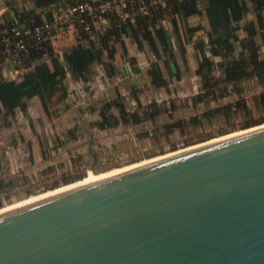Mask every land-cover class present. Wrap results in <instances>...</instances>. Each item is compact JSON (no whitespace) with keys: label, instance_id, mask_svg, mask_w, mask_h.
<instances>
[{"label":"water","instance_id":"obj_1","mask_svg":"<svg viewBox=\"0 0 264 264\" xmlns=\"http://www.w3.org/2000/svg\"><path fill=\"white\" fill-rule=\"evenodd\" d=\"M238 132L1 209L0 264H264V123Z\"/></svg>","mask_w":264,"mask_h":264},{"label":"rangeland","instance_id":"obj_2","mask_svg":"<svg viewBox=\"0 0 264 264\" xmlns=\"http://www.w3.org/2000/svg\"><path fill=\"white\" fill-rule=\"evenodd\" d=\"M36 2L33 0L32 3L31 0L32 4ZM253 17L251 12L247 13L239 25ZM203 22H206L204 17L189 19V23ZM164 24L168 26L167 21ZM79 31L64 25L54 33L50 44L60 60L63 52L76 43ZM238 33L243 35L240 30ZM198 35L203 38L186 41L179 49L173 48L169 63V67H174L172 73L163 63L165 55L159 48L156 47L154 52L146 45L139 49L126 40L125 55L119 42L112 39L110 47L113 48L107 50L90 68L88 78L73 80L67 74V89L60 88L46 108L34 97L26 102V112L16 109L15 114L6 119L0 114V186L3 183L11 184L8 188L11 199L0 208L70 185L63 181L77 169L85 170L78 182L88 177L90 172L102 174L148 161L194 146L209 135L213 136L210 140L216 139L221 136V130L228 133L239 131L246 120L264 115V105L259 104V94L264 91V86L256 79L240 82L239 94L238 90L235 92L229 88L223 96L194 100L203 91L196 69L205 67L207 58L213 61L211 74L215 78L221 74L218 67L221 57L212 55L209 48L206 49L209 45L205 31ZM256 42L261 45L259 52H263L264 44L259 36ZM240 53L245 54L242 48L235 45L233 56L238 57ZM155 62H158L160 73L168 81L166 88H156L150 83L147 71L155 66ZM111 65L114 74L109 76ZM3 69L7 67L3 66ZM136 97L142 106L152 105V111L156 112L153 119H144L137 124L119 122L106 128L97 126L103 110L109 120L132 111L141 114ZM239 99L250 109V116H245L241 111L233 112L229 118L222 114L210 118L201 116L203 112L230 105ZM76 112L92 131L94 146L99 152L97 165L92 171L88 168L91 156ZM110 115L113 116L110 118ZM193 116L199 118L198 123H185ZM174 123L177 126L163 128L166 124Z\"/></svg>","mask_w":264,"mask_h":264},{"label":"trees","instance_id":"obj_3","mask_svg":"<svg viewBox=\"0 0 264 264\" xmlns=\"http://www.w3.org/2000/svg\"><path fill=\"white\" fill-rule=\"evenodd\" d=\"M78 1L53 0L44 3L43 0H37L36 5L32 4L33 0L32 3L28 4L17 0H8L6 3L8 11L0 22V31L22 22L29 23L30 20L36 23L41 22V16L46 20H51L52 8L57 9L60 6L74 4ZM141 1L145 3L147 13H140L134 8L128 10L130 16L125 18H120L117 15L109 16L108 23L103 25L102 30L95 33V40H91L89 32L80 29L76 43L63 52L62 60H60L58 53H55L50 43H46L40 48L31 46L27 52H20L17 58L22 64L21 66L25 67V71L16 80L5 78L2 75L3 66L8 64L11 55L0 43V114L6 119L13 116L16 109L24 112L27 109L26 102L34 97L39 100L43 108H46L50 100L60 91V88L67 89V74L73 80H86L88 78L90 68L111 48L110 41L112 39L119 42L125 55H127L126 40L134 43L139 49H142L144 45L153 52L159 48L165 55L163 63L169 67L173 48L183 47L186 41L203 38L197 33L203 29L202 24L189 23L191 17H204L206 19L209 29L205 34L209 51L212 55L221 57L220 62H218L221 74L218 78L211 74L213 61L209 58L205 61V67L196 69L203 91L194 97L195 101L223 96L229 88L235 92L238 90L239 94L238 85L243 80L256 79L264 86V51L259 52L261 45L256 42V37L259 36L260 41L264 44V0ZM47 7H50L49 10ZM37 8H40L41 11L37 12ZM249 12L254 17L243 25H239ZM166 21L168 26L164 24ZM239 30L243 32V35L238 33ZM203 45L205 44L203 43ZM234 45L242 48L245 54L240 53L238 57L233 56ZM109 67L108 75L112 76L114 67L112 65ZM169 69L172 73V68L169 67ZM147 73L150 77V83L154 87L166 88L167 79L158 72L154 65L148 69ZM135 100L142 109L141 114L132 111L119 115L120 118L116 117L109 120L106 111L103 110L101 112L102 119L96 123L97 126L106 128L116 126L119 122L137 124L144 119H153L156 112L152 111V105L142 106L137 97ZM259 104L264 105V91L259 94ZM239 111L245 116H250V109L240 99L230 105H223L203 112L201 116L210 118L222 114L229 118L233 112ZM111 116L113 115H110V118ZM198 122L199 118L196 116L185 121L189 124ZM261 123H264V115L256 119L246 120L240 128L245 129ZM175 126L177 123L166 124L163 128ZM228 132L221 130L219 134L224 135ZM212 137L209 135L199 142Z\"/></svg>","mask_w":264,"mask_h":264},{"label":"built area","instance_id":"obj_4","mask_svg":"<svg viewBox=\"0 0 264 264\" xmlns=\"http://www.w3.org/2000/svg\"><path fill=\"white\" fill-rule=\"evenodd\" d=\"M7 1L0 0V22L8 11ZM17 1L31 3V0ZM134 8L140 13H147V7L141 0H79L74 4L60 6L57 9L52 8L51 20H46L41 16V22L36 23L30 20L29 23L22 22L0 31V43L11 55L8 64H6L7 69L2 71V75L8 79H19L25 71V67L21 66L22 64L17 58L18 54L27 52L31 46L40 48L42 45L50 43L60 26L68 25L79 30L82 29L89 32L91 40H95V33L102 30L103 25L108 23L109 16L117 15L120 18H125L130 16L128 10ZM37 9V12L41 11L40 8Z\"/></svg>","mask_w":264,"mask_h":264},{"label":"flooded vegetation","instance_id":"obj_5","mask_svg":"<svg viewBox=\"0 0 264 264\" xmlns=\"http://www.w3.org/2000/svg\"><path fill=\"white\" fill-rule=\"evenodd\" d=\"M207 43V42H206ZM24 112H26V111H24ZM78 116H79V114H77V112H76V117H77V121H78ZM9 117H11V116H9ZM80 117V116H79ZM81 118V117H80ZM82 119V118H81ZM83 120V122L87 125V123L84 121V119H82ZM78 125L80 126V123H79V121H78ZM81 127V126H80ZM99 127V126H98ZM87 128L89 129V127H88V125H87ZM100 128V127H99ZM81 129H82V127H81ZM90 130V129H89ZM82 131H83V129H82ZM91 131V130H90ZM83 133H84V131H83ZM91 133H92V131H91ZM85 134V133H84ZM85 137H86V135H85ZM92 137H93V133H92ZM93 141H94V138H93ZM86 143H87V148H88V142L86 141ZM93 145H95V144H93ZM88 150V149H87ZM88 153H89V151H88ZM90 154V153H89ZM90 156H91V154H90ZM97 161H98V157H97V160H96V162H95V164L92 166V167H90V165H91V163H92V156H91V162L89 163V166H88V168H89V170H93L94 169V167H96V165H97ZM87 167V166H86ZM83 169V168H82ZM85 172V170H79V169H77L76 171H73V173L71 172V175L70 176H66V178L64 179V181H63V183H70V184H73V181H74V183H75V181L77 182V179H82L81 177H82V173H84ZM70 181H72V182H70ZM58 183H56L54 186H56ZM10 185L11 184H9V183H3L1 186H0V207H1V205L3 204V203H5L7 200H9V199H11L10 198V196H11V193L10 192H8V188L10 187ZM65 185V184H64ZM19 195H20V193H19ZM0 209H2V208H0Z\"/></svg>","mask_w":264,"mask_h":264},{"label":"bare ground","instance_id":"obj_6","mask_svg":"<svg viewBox=\"0 0 264 264\" xmlns=\"http://www.w3.org/2000/svg\"><path fill=\"white\" fill-rule=\"evenodd\" d=\"M261 126H263V125H261ZM250 129H252V128H250ZM243 132V131H242ZM236 133H240V132H235V133H230V134H228V135H225V136H222V137H218V138H216V139H219V138H223V137H226V136H229V135H233V134H236ZM216 139H211V140H209V141H207V142H210V141H213V140H216ZM207 142H204V143H207ZM203 144V143H202ZM197 145H199V144H197ZM194 146H196V145H194ZM190 147H193V146H190ZM189 148V147H188ZM185 149V148H184ZM180 150H183V149H180ZM177 151H179V150H177ZM174 152H176V151H174ZM173 153V152H172ZM170 154V153H169ZM157 158V157H156ZM154 159V158H153ZM148 160V159H147ZM145 162V161H144ZM142 163V162H141ZM136 164H139V163H136ZM133 165V164H132ZM131 165V166H132ZM135 165V164H134ZM129 167V166H128ZM126 168V167H125ZM123 169V168H122ZM120 170V169H119ZM114 171H117V170H114ZM114 171H112L111 170V172H114ZM111 172H106V173H102V174H94V173H92V172H90V175L88 176V177H86L85 179H83V180H81V181H78V182H76V183H73V184H70V185H67V186H65V187H68V186H71V185H74V184H78V183H81V182H84V181H87V180H90V179H93V178H96V177H99V176H102V175H105V174H108V173H111ZM65 187H61V188H59V189H55V191L56 190H60V189H63V188H65ZM50 192H53V191H50ZM50 192H47V193H50ZM47 193H44V194H47ZM40 195H43V194H40ZM40 195H38V196H40ZM35 197H37V195L36 196H32V197H30V198H28V199H24V200H22V201H19V202H17V203H20V202H23V201H27V200H30V199H32V198H35ZM17 203H14V204H12V205H15V204H17ZM12 205H10V206H12ZM10 206H7V207H10ZM7 207H4V208H7ZM4 208H2V209H4ZM1 210V209H0Z\"/></svg>","mask_w":264,"mask_h":264},{"label":"crops","instance_id":"obj_7","mask_svg":"<svg viewBox=\"0 0 264 264\" xmlns=\"http://www.w3.org/2000/svg\"><path fill=\"white\" fill-rule=\"evenodd\" d=\"M199 19V18H198ZM206 20V19H205ZM207 22V21H206ZM206 22H203V23H201L202 24V26H203V29L202 30H200V31H198L197 33L199 34V33H201V32H206L208 29H209V27H208V23H206ZM205 28V29H204ZM181 48V47H180ZM177 49V48H176ZM179 49V48H178ZM172 54H173V52H172ZM2 71H5V69H3Z\"/></svg>","mask_w":264,"mask_h":264}]
</instances>
